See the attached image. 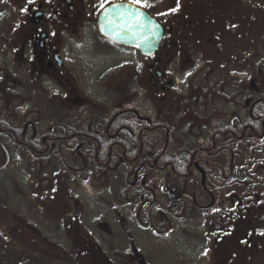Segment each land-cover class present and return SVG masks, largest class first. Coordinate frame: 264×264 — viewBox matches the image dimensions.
Listing matches in <instances>:
<instances>
[{
	"label": "rangeland",
	"instance_id": "obj_1",
	"mask_svg": "<svg viewBox=\"0 0 264 264\" xmlns=\"http://www.w3.org/2000/svg\"><path fill=\"white\" fill-rule=\"evenodd\" d=\"M73 1L83 15L81 22L73 24L54 18L50 2H44L48 16L47 30L55 39L60 37L65 68L71 73L70 86L54 82L51 72H44L40 85L32 87L34 91H30V86L0 84L1 96L9 99L12 95H20L24 98L23 103L10 108V112L25 121H35L43 132L50 131L58 119L67 123L79 122V126H83L88 123V118H82L84 111L91 112V118L93 114L101 115L106 107L115 114L124 103L128 107L141 108L146 114H153L154 107L150 106L148 97L152 94L154 78L153 71L149 69L151 59L143 56L137 48L111 43L102 37L96 24L101 11L100 0ZM148 4V7H141L167 24L173 19L179 22L181 18L178 16L183 14L186 6V2L179 0V11L165 14L176 7L177 0H148ZM22 9L14 0H0L1 71L6 69L8 51L23 46V39L20 44L18 40L11 44L14 25H18L19 20L24 21L27 14ZM261 13L264 18V11ZM27 32L30 37L29 28ZM256 38L250 40L254 47L251 53L253 67L260 66L264 55V46ZM199 39H193L190 45L175 50L169 63L164 60L162 69L168 78L178 79L180 83L190 79L202 86L207 72L199 67L204 63L213 62L214 68L221 64L213 55L194 49L201 45ZM231 43L226 45H237ZM25 46L30 48L32 43ZM259 48L256 54L254 50ZM21 71L24 72V68ZM189 72L192 74L187 75ZM1 96L0 113L8 105ZM55 97L62 98V102H55ZM75 101H85L89 107L78 106ZM194 134L191 138H199L196 142L198 146L208 136L207 133ZM161 139L163 141L164 136ZM70 144L73 143L54 148L56 155L50 158L48 155L45 160H40L24 147L11 146L7 166H4L6 156L0 147V264L5 263L6 245L16 244L14 239L21 232L30 238L32 244L53 248L55 255L45 264H215V239L219 234L216 222H224L229 215L247 207L259 214L256 218L259 221H254L259 224L260 232H264L262 141H253L252 145L235 143V163L247 173L246 180L238 178L236 173L230 182L217 179L219 188L214 190L219 197L217 202L205 191L206 187L212 186L211 182L207 179L199 182L195 196L186 200L187 205L181 210L154 209L151 212L152 228L147 225L146 215L151 209V199L149 193L143 190L148 188V173L143 171L140 174L143 188L138 184L133 187V178H110L96 168L85 173L78 154L75 155L77 151ZM82 152L88 157L94 155L89 148L82 149ZM58 161L62 162L64 172L58 171ZM132 174L130 172L129 176ZM61 181L67 186L64 183L65 186H61ZM157 197L164 202L159 194ZM64 207L67 212L61 214ZM227 226L224 222L222 228ZM259 237L264 241V236ZM77 239L87 240L97 257L87 259L77 253L70 258L67 252L77 244ZM206 251L207 255H204ZM260 254L259 263L256 260L255 264L264 263V253ZM28 259L23 257L21 261L23 264H43Z\"/></svg>",
	"mask_w": 264,
	"mask_h": 264
},
{
	"label": "flooded vegetation",
	"instance_id": "obj_2",
	"mask_svg": "<svg viewBox=\"0 0 264 264\" xmlns=\"http://www.w3.org/2000/svg\"><path fill=\"white\" fill-rule=\"evenodd\" d=\"M14 1L25 9L20 3L27 0ZM123 1L131 2L115 0L107 5ZM34 2L27 9L25 20H19V24L14 25L11 44L16 40L20 44L23 39V46L8 51L7 63L4 65L6 69L0 70V84L33 87L40 85L44 72H51L54 82L70 86L71 73L65 68V57L59 45L60 37L55 39L47 30L48 16L44 2H50L54 18L59 21L79 23L83 18L82 11L73 0ZM198 3L204 6L201 12L218 14L208 16L203 13L190 17L182 14L178 18H181L185 31L193 29L192 24L195 22L198 34L193 39L199 37L201 44L194 47L195 50L201 53L205 51L219 62L221 57L224 59L215 68L213 62L204 63L199 67L200 70L203 69L201 71L207 72L201 82L202 86L196 85L190 79H184V82L180 83L178 79L167 77V73L162 69L164 60L167 59L169 63L174 51L183 45H190L193 39L189 42L186 38L183 41L175 39L178 36L177 31L171 24H175L178 19H173L167 24L158 18L164 27L160 48L153 56H145L151 59L149 69L154 73L152 94L148 96L150 106L154 107L153 114H146L141 108L128 107L124 103L115 114L108 107L99 116L93 114L92 118L91 112L84 111L82 118H88V123L83 126H79V122L67 123L64 119H58L48 132H43V128L39 126L37 128L32 121H27L24 128V134L31 129L34 135L43 139L46 149L50 150L49 158L56 155L54 148L73 143L70 146H74V151H77L75 155L78 154L85 173L96 168L110 178H133L132 186L138 184L143 188L142 182L140 184V174L146 171L148 188L143 190L149 193L151 199V209L146 212L147 225L150 228L153 227L151 212L154 209L163 207L171 211L181 210L187 205L186 200L195 196L199 182L202 183L205 179L211 182L212 186L206 187L205 191L217 202L219 197H216L214 192L219 188L217 179L230 182L235 173L243 181L247 179H244L247 173L235 163L236 141L247 145H252L253 141H262L264 144V55L262 54L260 66L253 67L251 53L254 47L250 41L252 37H258L256 39L264 46V18L261 13L264 11V3L262 0H199ZM208 6L217 8H206ZM253 8L256 9L252 10ZM72 12L74 13L71 15ZM191 22L192 24H189ZM40 26L43 28L40 29ZM28 28L30 37L27 36ZM43 32L47 33L45 39L42 38ZM188 33L190 34V31ZM231 42L237 45L228 47ZM31 43L33 47L25 46ZM260 49L254 50L256 54ZM21 68H24V72ZM157 69L161 72L160 77L157 76ZM257 72L258 74L254 75ZM55 100L60 102L63 99L55 97ZM75 103L78 106H87L85 101ZM122 106L127 107L129 111H122ZM123 115H130L131 127L117 125V119ZM102 130H105L104 138L108 143L101 142L98 137ZM194 133H207L208 136L202 139L198 146L196 142L199 138H191ZM127 141L130 143H126ZM19 144L21 147L25 145L23 142ZM129 146L131 151L128 153ZM0 147L2 148L1 143ZM84 148L92 150L93 157L86 156L82 152ZM7 149L10 152V148ZM3 152L5 154L4 150ZM172 153H175L174 158L170 157ZM58 163L59 171L62 162ZM130 172H133L131 176ZM158 194L164 202L158 199ZM189 204L194 206L192 202Z\"/></svg>",
	"mask_w": 264,
	"mask_h": 264
},
{
	"label": "trees",
	"instance_id": "obj_3",
	"mask_svg": "<svg viewBox=\"0 0 264 264\" xmlns=\"http://www.w3.org/2000/svg\"><path fill=\"white\" fill-rule=\"evenodd\" d=\"M186 2V7L182 11L184 15L190 16H199L200 14L205 13L208 16L217 15V12H201L200 10L204 8L199 2V0H184ZM24 8H29L30 4L28 2L20 3ZM206 8L212 9L217 8V6H208ZM195 20V19H194ZM182 21L176 22L175 24H171L174 29L177 31V40L187 39L189 42L191 39L195 37L198 33L195 22L192 24L193 29L185 31ZM190 31V34L188 33ZM214 57V56H213ZM220 62L224 61L223 57L220 58ZM30 91H34V88ZM1 96V95H0ZM5 101L7 100L6 106L1 109L0 113V141L3 142L7 147L11 146H19L20 142L25 143L24 148L28 149L31 153H34L40 159H46L47 155L50 153L45 147L44 141L41 137L34 135L31 129H29L26 134H24V128L27 126V121L23 118H18L16 114H12L10 108L15 107V105H21L24 101V98L20 95H12L9 99L6 96H1ZM11 99V100H10ZM10 100V103H9ZM122 111H129L127 107L122 106L120 108ZM130 115H123L117 119V125L123 126H132V119L129 118ZM35 123V121H32ZM34 125V124H33ZM38 128V124L35 123ZM106 124H104V127ZM95 131V130H93ZM94 134V133H93ZM95 135V134H94ZM106 136L105 130L99 132V139L101 142L108 143L107 139L104 138ZM103 138V140H102ZM126 143H130L127 141ZM52 141H49V146H51ZM127 144V145H128ZM131 151V146H129L128 153ZM107 153V151H106ZM175 153L170 154L171 158H174ZM59 171L64 172L65 169L62 166H59ZM60 180V179H59ZM66 184L65 182L61 181ZM66 193V188H65ZM63 200H65L64 192L62 191ZM63 210V211H62ZM67 212V208H61V214ZM67 214V213H66ZM65 214V215H66ZM259 214H256L252 211L251 208H246L244 211H238L233 215H229L225 223L228 226L223 229V220H218L216 223L218 224L217 232L219 233L215 239V264H255L256 260L260 257V253H264V241L259 237L260 229L259 224L255 223V219L258 218ZM261 219V218H260ZM258 222L259 219H256ZM16 244H7L6 245V259L4 264H23L21 258H29L28 261L35 263L36 261H40V263L45 264L47 260H51L54 254L53 248L50 245H36L32 244L30 238L24 233H19L14 239ZM77 244L73 246L67 252L70 258L76 256L78 254H83L88 259L89 257H97L96 252L93 246L87 240L77 239ZM247 241V243H244ZM244 245V246H243ZM67 256V255H66ZM259 263V261H258ZM3 264V263H1ZM112 264V263H111ZM264 264V263H262Z\"/></svg>",
	"mask_w": 264,
	"mask_h": 264
},
{
	"label": "water",
	"instance_id": "obj_4",
	"mask_svg": "<svg viewBox=\"0 0 264 264\" xmlns=\"http://www.w3.org/2000/svg\"><path fill=\"white\" fill-rule=\"evenodd\" d=\"M115 5H122L123 8L121 11H124L126 9H131L133 15L131 17H126L125 19H121L119 16H116L115 14L112 15L110 18L115 21L117 25H124V27L117 28L116 31L114 32L111 27H108V20L105 17V13L103 10H101L98 19L96 21L97 28L99 33L104 36L106 39L112 41L113 43L122 45V46H127V47H132V48H137L142 55L144 56H153L158 49L160 48L161 41L164 36V27L160 23V21L152 15L148 10L145 8L138 6L134 3L128 2V1H123V2H114L109 5H107V8H113ZM139 12L143 14V23L145 25L144 28H140L138 25L132 28V31H128V27L130 24H133L135 22V13ZM152 25H159L158 29H155V35L153 36V29ZM43 26H40V29H42ZM116 32H121L122 34L117 35ZM133 32L137 33V35H133ZM47 36L46 32L42 33V38L45 39ZM147 37L149 38V43L144 44L143 39ZM140 45L139 47L137 45ZM157 76L160 77L161 72L157 69ZM160 72V73H159ZM1 143V146L3 150L5 151V154L7 156V161L4 166H7L8 164V159L10 152L5 146L4 143ZM247 176L244 177L246 179Z\"/></svg>",
	"mask_w": 264,
	"mask_h": 264
},
{
	"label": "snow or ice",
	"instance_id": "obj_5",
	"mask_svg": "<svg viewBox=\"0 0 264 264\" xmlns=\"http://www.w3.org/2000/svg\"><path fill=\"white\" fill-rule=\"evenodd\" d=\"M27 2L29 4H32L34 2V0H27ZM110 2V0H100V4H99V7L100 9H102L105 13V17L106 19L108 20V27H111L113 29V31L115 32L117 28H123L124 25H117L115 23V21L113 19H111L110 17L112 15H116V16H119L121 19H125L126 17H131L133 15L131 9H126L124 11H121V9L123 8L122 5H115L113 8H107L106 5ZM131 3H134L136 5H140V6H143V7H148L149 4H148V0H131ZM22 11H27V8L25 9H22ZM179 11V0H177V5L176 7H173L170 9V12L169 13H165V14H170V13H174V12H177ZM135 22L133 24H130L129 27H128V31H132V28L135 27V26H139L140 28H144L145 25L143 23V14L142 13H139V12H136L135 13ZM152 29H153V36L155 35V29H158L159 28V25H152L151 26ZM117 35H120L122 34L121 32H116ZM133 35H137V33L133 32ZM143 43L144 44H148L149 43V38L145 37L143 39ZM138 47L140 46L139 44L137 45ZM192 73L189 72L187 75H191ZM260 235L264 236V232H260L259 233ZM244 243H247V241H244ZM204 255H207V251L204 253Z\"/></svg>",
	"mask_w": 264,
	"mask_h": 264
}]
</instances>
